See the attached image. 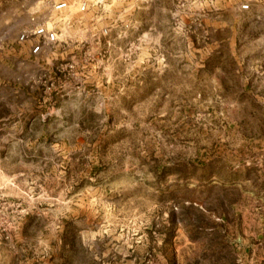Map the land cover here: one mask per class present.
Instances as JSON below:
<instances>
[{"label":"rangeland","instance_id":"374dc122","mask_svg":"<svg viewBox=\"0 0 264 264\" xmlns=\"http://www.w3.org/2000/svg\"><path fill=\"white\" fill-rule=\"evenodd\" d=\"M0 264H264V0H0Z\"/></svg>","mask_w":264,"mask_h":264},{"label":"built area","instance_id":"2783aa9c","mask_svg":"<svg viewBox=\"0 0 264 264\" xmlns=\"http://www.w3.org/2000/svg\"><path fill=\"white\" fill-rule=\"evenodd\" d=\"M211 1H212V0H211ZM84 6H85L84 4L81 6V10H82V11L85 9ZM52 8H53L54 11H60V10H64V9H66L67 6H66V3L63 2V3H57V4H54ZM242 9L247 10V9H248L247 4L243 5V6H242ZM36 34L44 36V38H45L47 41H53V40L55 39L53 33H48L47 31H44V29H42V28L37 29ZM37 50H38V47H35V48L33 49V52H36Z\"/></svg>","mask_w":264,"mask_h":264}]
</instances>
